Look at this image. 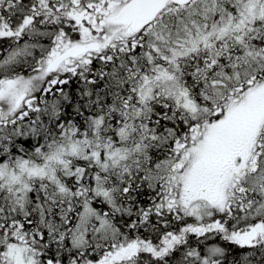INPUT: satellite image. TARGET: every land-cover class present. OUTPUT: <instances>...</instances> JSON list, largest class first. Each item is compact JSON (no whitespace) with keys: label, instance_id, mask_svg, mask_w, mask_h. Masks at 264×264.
Returning <instances> with one entry per match:
<instances>
[{"label":"snow or ice","instance_id":"1","mask_svg":"<svg viewBox=\"0 0 264 264\" xmlns=\"http://www.w3.org/2000/svg\"><path fill=\"white\" fill-rule=\"evenodd\" d=\"M0 264H264V0H0Z\"/></svg>","mask_w":264,"mask_h":264}]
</instances>
